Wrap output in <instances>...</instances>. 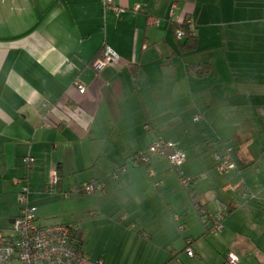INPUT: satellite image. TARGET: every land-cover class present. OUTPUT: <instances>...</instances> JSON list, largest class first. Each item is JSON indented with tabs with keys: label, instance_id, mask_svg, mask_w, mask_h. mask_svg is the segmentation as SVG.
Segmentation results:
<instances>
[{
	"label": "crops",
	"instance_id": "crops-1",
	"mask_svg": "<svg viewBox=\"0 0 264 264\" xmlns=\"http://www.w3.org/2000/svg\"><path fill=\"white\" fill-rule=\"evenodd\" d=\"M114 2L119 14L101 0H0V228L19 215L20 178L36 223L74 228L92 260L264 264V0ZM187 18L189 52L174 28ZM105 47L119 60L95 72ZM205 63V75L190 68ZM55 105L58 129L42 122ZM158 139L182 154L186 189L164 157L131 161ZM225 149L234 168L214 159ZM50 170L59 182L46 193ZM89 180L102 191H76ZM235 201L218 232L194 207Z\"/></svg>",
	"mask_w": 264,
	"mask_h": 264
},
{
	"label": "built area",
	"instance_id": "built-area-1",
	"mask_svg": "<svg viewBox=\"0 0 264 264\" xmlns=\"http://www.w3.org/2000/svg\"><path fill=\"white\" fill-rule=\"evenodd\" d=\"M105 8L112 9L119 14L122 9L118 8L114 0H101ZM175 5H173L174 7ZM133 12L138 11L139 6H133ZM159 23L157 18H149V24L156 25ZM184 23L192 26L191 18L184 20ZM183 32L176 31V37L182 38ZM119 56L109 47H105L101 55L96 58L92 67L95 72H99L104 67L113 65L118 62ZM79 91H84V86L77 84ZM49 111L42 116V122L45 126H52L47 116ZM199 116L195 117L198 120ZM166 158L173 170L179 174L180 181L184 187H188L189 179L182 175L180 166L183 162V156L177 152L172 142L162 139L155 140L143 152L135 153L131 161L137 165H147L153 158ZM214 159L221 169L234 168L230 159L229 150L215 151ZM33 158L30 155L24 157L23 162L26 168L31 167ZM148 175L153 176L154 170L147 168ZM15 184L20 185L18 193L19 215L15 217L8 229L0 228V264H104L101 259L92 260L81 250L75 248L70 242V227L63 223L51 225H41L36 223L37 207L29 202V189L26 184H22V179L15 178ZM59 177L54 170H50L47 183L43 189L44 192L50 193L58 184ZM102 184L95 180H89L81 183L76 191L83 194H95L102 191ZM67 193H64L66 196ZM241 206L240 201L232 203L233 208ZM196 211L200 214L203 222L211 223L210 231L218 232L223 228L225 214L216 212L206 216V210L203 206L195 205ZM124 215L120 217L123 219ZM209 218V219H208ZM187 255L193 254L191 249H186ZM241 260L237 256L230 254L226 258L225 264H240Z\"/></svg>",
	"mask_w": 264,
	"mask_h": 264
},
{
	"label": "trees",
	"instance_id": "trees-1",
	"mask_svg": "<svg viewBox=\"0 0 264 264\" xmlns=\"http://www.w3.org/2000/svg\"><path fill=\"white\" fill-rule=\"evenodd\" d=\"M174 28H175V31H178V30H181L183 32V36H182V43H181V50L182 51H185V52H189V51H192L193 49L196 48V45H197V40H196V36L194 34V30L191 26L187 25L183 22H181L180 24H177V25H174ZM176 34V32H175ZM102 52V50H101ZM101 52H99V54L92 60L94 61L99 55H101ZM191 70L195 73V74H198V75H205L208 73L209 69H210V66L209 64L205 63V64H202V65H193L192 67H190ZM54 108H58L57 105H55L54 107H50L49 109V115L47 116V120L48 122L55 128V129H58L61 125V121L58 122V121H53L52 118L50 117L51 116V113H53L54 111ZM218 151V150H217ZM176 174L177 172L174 171ZM179 176V174H177ZM191 184V180L189 179V185L190 186ZM187 187H185L186 189ZM192 191L190 190L189 193H191ZM195 205H199V206H202L200 204H195ZM204 207V206H203ZM233 209L232 207V204L229 203V205H227L226 207V210H223L221 211L222 213L226 214L231 210ZM206 210V209H205ZM198 213V212H197ZM216 213V212H215ZM200 215V214H199ZM209 213L206 211V216H208ZM201 217V216H200ZM209 219V218H208ZM211 227V223L209 225V229ZM74 228L70 227V242L71 244L79 249H80V243L82 242V237H76L77 239H75V241L72 240V235H74V233L72 234V232H74L73 230ZM74 238V237H73Z\"/></svg>",
	"mask_w": 264,
	"mask_h": 264
},
{
	"label": "rangeland",
	"instance_id": "rangeland-1",
	"mask_svg": "<svg viewBox=\"0 0 264 264\" xmlns=\"http://www.w3.org/2000/svg\"><path fill=\"white\" fill-rule=\"evenodd\" d=\"M166 159V158H165ZM143 170H144V168H143ZM30 195H31V193H30ZM44 199L46 200V199H48L49 200V202H52L51 200H54L53 198H49V197H44ZM55 201V200H54ZM56 202H58L57 201V198H56ZM44 207H46V206H44ZM61 205L59 204V203H57L56 205H52V206H50V210H51V212H55V213H57V212H59L60 210H61ZM1 227H6V226H1Z\"/></svg>",
	"mask_w": 264,
	"mask_h": 264
}]
</instances>
